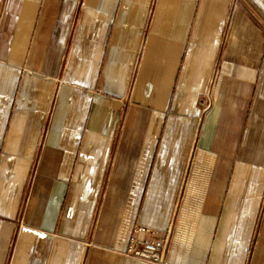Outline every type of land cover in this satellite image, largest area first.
Instances as JSON below:
<instances>
[{
    "label": "crops",
    "instance_id": "obj_1",
    "mask_svg": "<svg viewBox=\"0 0 264 264\" xmlns=\"http://www.w3.org/2000/svg\"><path fill=\"white\" fill-rule=\"evenodd\" d=\"M165 231L167 264H264V0H0V264Z\"/></svg>",
    "mask_w": 264,
    "mask_h": 264
},
{
    "label": "built area",
    "instance_id": "obj_2",
    "mask_svg": "<svg viewBox=\"0 0 264 264\" xmlns=\"http://www.w3.org/2000/svg\"><path fill=\"white\" fill-rule=\"evenodd\" d=\"M135 231H149L148 228L137 226ZM169 242V231H165L160 238L146 236L136 238L132 236L126 248V254L147 260L153 264H167L166 253Z\"/></svg>",
    "mask_w": 264,
    "mask_h": 264
}]
</instances>
